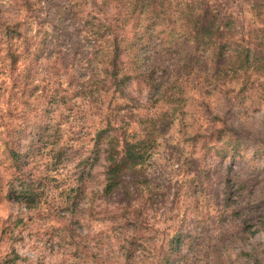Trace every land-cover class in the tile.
<instances>
[{"label":"clouds","instance_id":"clouds-1","mask_svg":"<svg viewBox=\"0 0 264 264\" xmlns=\"http://www.w3.org/2000/svg\"><path fill=\"white\" fill-rule=\"evenodd\" d=\"M258 35L264 0H0V264H264Z\"/></svg>","mask_w":264,"mask_h":264},{"label":"trees","instance_id":"trees-1","mask_svg":"<svg viewBox=\"0 0 264 264\" xmlns=\"http://www.w3.org/2000/svg\"><path fill=\"white\" fill-rule=\"evenodd\" d=\"M220 39H223V33L220 34ZM249 40L251 41V37H249ZM192 70L196 71V69ZM238 71L242 74L241 81L244 85H246L251 78H253L254 81L264 80V39H261L260 35L257 36L255 45L250 43L249 47L245 49L240 59ZM226 72L227 69L225 72H222L219 77L214 76L213 79L219 80L225 77ZM259 89L264 92V83L260 85ZM125 144L127 146V141H125ZM8 147L9 145L6 143L5 148L7 149ZM75 190L78 191L77 188H75Z\"/></svg>","mask_w":264,"mask_h":264},{"label":"rangeland","instance_id":"rangeland-1","mask_svg":"<svg viewBox=\"0 0 264 264\" xmlns=\"http://www.w3.org/2000/svg\"><path fill=\"white\" fill-rule=\"evenodd\" d=\"M252 7H253V8H256L257 5L254 3V4L252 5ZM192 72H195V70H192ZM250 80L253 81V82H255V81L253 80V78H251ZM228 83L230 84L231 81H229ZM176 90H178V89H176ZM257 93H259L261 96H264V92H262L261 89H257V88H255V84H253V94H257ZM166 102H171V101L169 100V101H166ZM108 107H109V110H111V103H109V106H108ZM122 110H123V109H120V108L117 109V111H122ZM130 118H131V117H130ZM108 128L111 129V119H109ZM76 193H77V191L75 190V188H72V189L69 190V192H68V196H69V197H72V196L76 195ZM61 195H63V193H61ZM156 195H157L158 197H160V198H163L164 193H156ZM150 199H151V197H150Z\"/></svg>","mask_w":264,"mask_h":264}]
</instances>
